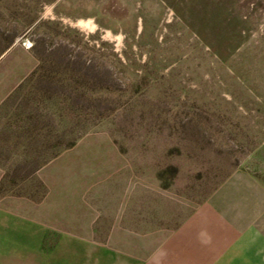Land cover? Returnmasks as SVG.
<instances>
[{
    "label": "rangeland",
    "instance_id": "obj_1",
    "mask_svg": "<svg viewBox=\"0 0 264 264\" xmlns=\"http://www.w3.org/2000/svg\"><path fill=\"white\" fill-rule=\"evenodd\" d=\"M237 171L264 190V0H0V225L138 252Z\"/></svg>",
    "mask_w": 264,
    "mask_h": 264
},
{
    "label": "crops",
    "instance_id": "obj_2",
    "mask_svg": "<svg viewBox=\"0 0 264 264\" xmlns=\"http://www.w3.org/2000/svg\"><path fill=\"white\" fill-rule=\"evenodd\" d=\"M257 186L235 172L158 245L138 252L78 234L45 249L46 226L0 225V264H264V190Z\"/></svg>",
    "mask_w": 264,
    "mask_h": 264
},
{
    "label": "bare ground",
    "instance_id": "obj_3",
    "mask_svg": "<svg viewBox=\"0 0 264 264\" xmlns=\"http://www.w3.org/2000/svg\"><path fill=\"white\" fill-rule=\"evenodd\" d=\"M78 23H79V25H81V26H83V27H89V26L91 25V22H88V21H87V22H86V21L84 22L83 20H82V21H79ZM78 23H77V24H78ZM91 26H92V25H91ZM91 26H90V27H91ZM93 26H94V25H93ZM93 26H92V28H93Z\"/></svg>",
    "mask_w": 264,
    "mask_h": 264
}]
</instances>
